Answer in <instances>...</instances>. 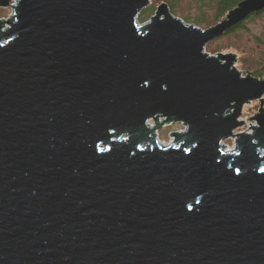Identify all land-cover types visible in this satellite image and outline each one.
<instances>
[{"label":"water","instance_id":"obj_1","mask_svg":"<svg viewBox=\"0 0 264 264\" xmlns=\"http://www.w3.org/2000/svg\"><path fill=\"white\" fill-rule=\"evenodd\" d=\"M259 1L202 31L164 3L140 24L150 0H0V264H264V109L234 132L264 81L205 52Z\"/></svg>","mask_w":264,"mask_h":264},{"label":"flooded vegetation","instance_id":"obj_2","mask_svg":"<svg viewBox=\"0 0 264 264\" xmlns=\"http://www.w3.org/2000/svg\"><path fill=\"white\" fill-rule=\"evenodd\" d=\"M170 1L172 2V0H169L167 3H170ZM214 1V15L212 14L211 18L203 12V8L206 6V0H198L197 6L199 7V12L195 23L189 24V19L181 20L187 25H193L199 30L206 31L228 21L232 12L239 10L245 2L250 0ZM261 1L264 2V0H260L259 3ZM168 8L170 11V7ZM222 41H225L229 48L244 49L243 57L232 51L224 52L221 50L216 51L217 55H232L234 57L233 66L235 68L241 63L245 69V76L247 75L259 81H264V4L246 13L243 17L235 19V22L230 27L224 29L220 35L210 40L206 44L205 49L209 45ZM238 71L241 72L240 69ZM255 102L258 103L257 114H259V110L261 108L264 109V93L261 100H255Z\"/></svg>","mask_w":264,"mask_h":264},{"label":"rangeland","instance_id":"obj_3","mask_svg":"<svg viewBox=\"0 0 264 264\" xmlns=\"http://www.w3.org/2000/svg\"><path fill=\"white\" fill-rule=\"evenodd\" d=\"M167 4L168 7H170V12L177 18L180 19H189V24H194L196 21V18L198 16L199 7L197 6L198 0H172V3H167L166 0H150L149 7L147 9H154V12L150 14V11L143 10L138 18V22L140 24L145 23L149 21V19L154 15L155 10L157 7H159L161 4ZM215 1L214 0H206V6L203 8V12H205L207 15H209L211 18L212 14L214 15V6ZM173 6V8H171ZM11 13V8H0V19H7L8 16ZM151 15V16H150ZM204 26V25H203ZM227 43L225 41H222L220 43H215L212 45H209L206 47L205 51L210 56H213L216 54V51H232L239 56L243 57L244 49H235V48H229ZM217 55V54H216ZM242 60V59H241ZM239 68L242 72V76H245V69L243 68L242 64L239 63L236 67ZM238 69V70H239ZM258 113V103L255 101H251L248 104H245L242 108V113L240 116V119L237 120L244 122V125L238 129H236L235 133H251L253 134L251 126H257V122L253 119L254 116ZM152 123V121H150ZM183 130V126L179 123L172 124L169 126H164L158 130V139L160 143L162 144H168L173 141L172 133L173 132H179ZM234 137V136H233ZM229 138L224 141V149H232L235 146V140L234 138Z\"/></svg>","mask_w":264,"mask_h":264},{"label":"built area","instance_id":"obj_4","mask_svg":"<svg viewBox=\"0 0 264 264\" xmlns=\"http://www.w3.org/2000/svg\"><path fill=\"white\" fill-rule=\"evenodd\" d=\"M10 5H14V2L13 1H11L10 2ZM162 119L160 118V121H161ZM148 124L149 125H151V126H153V122L151 123L150 121L148 122ZM182 126H183V130L182 131H179V132H184L185 130H186V127L183 125V124H181ZM254 127V126H253ZM250 133V132H249ZM158 130L156 131V139H157V141L160 143V141H159V139H158ZM236 134H239V132L238 133H236ZM234 136V137H233ZM232 137L234 138V140H235V146L232 148V149H230V150H227V148L226 149H223V151L224 152H233V151H235L236 150V147H237V139H238V137L236 136V135H233ZM231 137V138H232ZM173 138V137H172ZM173 140H174V138H173ZM173 142V141H172ZM172 142H170V143H172ZM170 143H168V144H170ZM160 144H162V143H160ZM168 144H163V145H165V146H167ZM223 144H224V142H223ZM224 147H225V145H224Z\"/></svg>","mask_w":264,"mask_h":264},{"label":"trees","instance_id":"obj_5","mask_svg":"<svg viewBox=\"0 0 264 264\" xmlns=\"http://www.w3.org/2000/svg\"><path fill=\"white\" fill-rule=\"evenodd\" d=\"M166 1H169V0H166ZM170 3H172V2L170 1ZM171 8H173V6H172ZM147 10L150 11V14L154 12V9H152V8H151V9H147ZM147 10H145V11H147ZM150 16H151V15H150ZM138 18H139V17H138Z\"/></svg>","mask_w":264,"mask_h":264},{"label":"bare ground","instance_id":"obj_6","mask_svg":"<svg viewBox=\"0 0 264 264\" xmlns=\"http://www.w3.org/2000/svg\"><path fill=\"white\" fill-rule=\"evenodd\" d=\"M227 150H230V149H227Z\"/></svg>","mask_w":264,"mask_h":264},{"label":"snow or ice","instance_id":"obj_7","mask_svg":"<svg viewBox=\"0 0 264 264\" xmlns=\"http://www.w3.org/2000/svg\"><path fill=\"white\" fill-rule=\"evenodd\" d=\"M237 171H239V170H237Z\"/></svg>","mask_w":264,"mask_h":264}]
</instances>
